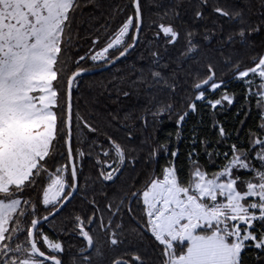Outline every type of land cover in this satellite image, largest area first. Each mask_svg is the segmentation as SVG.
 Listing matches in <instances>:
<instances>
[{"label":"snow or ice","instance_id":"obj_1","mask_svg":"<svg viewBox=\"0 0 264 264\" xmlns=\"http://www.w3.org/2000/svg\"><path fill=\"white\" fill-rule=\"evenodd\" d=\"M200 2L201 6L208 4V0ZM90 4L99 6L97 0H0V264H63V243L52 239L43 225L55 219L82 191L84 159H94L101 182H114L126 164L136 163L131 155L135 148L107 133L99 139L96 134L100 130L94 123L73 111V89L89 70L79 67L81 61L115 65L136 48L143 27L141 0H130L133 12L117 27L104 26L103 46L97 48L100 36L92 40L89 52L75 60L76 70L67 76L65 87L64 73L70 59L65 53L73 47V25ZM248 7L245 3L214 7L213 13L229 27L217 23L213 29L206 28L203 41H217L212 52L219 53L228 74L245 85L249 105L256 101L261 123L257 131L249 132L254 137L250 146L232 144L230 152L221 153L209 150L208 140H200L209 161L215 163L216 158L223 157L217 170L209 172L201 165L193 148L188 154L187 181H181L175 166L177 148L170 152L172 159L159 176L154 175L130 196L125 194L118 202L107 203L106 212L94 198L89 200L92 214H77L72 219L73 234L82 241L72 264H147L129 239H142L145 234L157 242L158 264H242L246 248L264 253V53L250 57L252 66L243 69V62L233 55L236 44L249 45L255 34L264 32V0H259L260 17L256 21L246 15ZM178 17V11L168 8L156 24L154 38L164 39L165 52L178 43L181 33L175 24L163 21ZM195 18L203 19V12L196 11ZM184 35L186 43L177 58V68L195 59L202 47L196 32ZM151 56L150 66L138 69L133 81V87L143 91V111L134 118L125 113L124 128L134 126L126 123L129 119H138L147 127L149 116L158 121L175 107L161 94L176 93L178 76L175 71L171 76L165 74L169 65L161 63L163 57L158 51ZM205 56L203 78L197 73L184 98V110L176 112L178 139L188 115L198 111L197 102L215 111L218 106L223 108L225 101L228 105L234 101L227 91L219 98H210L209 94L224 87L225 81L217 77L215 56ZM123 95L130 93L124 91ZM213 127H218L217 143L228 137L222 125L214 123ZM127 138L134 140L131 131ZM192 143H197L195 135ZM160 150L167 154L169 145L153 148L149 158H155ZM57 157L63 163L51 170L49 160ZM36 188L40 191L35 199L24 195ZM126 201L130 216L136 218L133 201L141 212L137 227L130 231L123 223ZM41 208L46 212L43 216L39 214Z\"/></svg>","mask_w":264,"mask_h":264},{"label":"trees","instance_id":"obj_2","mask_svg":"<svg viewBox=\"0 0 264 264\" xmlns=\"http://www.w3.org/2000/svg\"><path fill=\"white\" fill-rule=\"evenodd\" d=\"M97 3L98 7L90 4L84 8V16L78 17L73 25V47L65 53V57L70 58L64 73L65 87L67 76L76 70L75 60L89 52V49L92 48V40L100 36L101 44L97 45V48L103 46L106 39L104 26L108 25L114 29L127 15L133 12L130 0H97ZM240 3L249 5L245 11L250 19L253 21L259 19V0H208V4L205 6H201L200 0H141L143 27L136 48L107 71L78 78L77 86L73 89V111H79L80 115L94 123L100 130V133L96 134L99 139L103 140L102 134L107 133L121 144L135 148L136 150L131 155L135 158L136 163L134 166L131 163L126 164L114 182H101L98 179L99 174L94 159L87 157L84 159L80 175L82 191L74 196L55 219L43 225V230L52 239L63 243L65 248L62 255L63 264H72V256L76 248L82 243L81 238L73 234L72 219L77 214L85 217L92 214L93 209L88 203L89 200L94 198L99 207L106 212L105 205L107 203L110 201L118 202L119 198L125 194L130 196L132 191L142 189L146 181L154 175L159 176L162 168L172 159L170 152L177 148L179 153L175 158V166L181 181H187L189 173L188 154L193 148L199 153L198 161L201 165L209 172L217 170L218 165L223 163V157L216 158L215 163L209 161L203 151V145L199 143L200 140H208V149H216L221 153L230 152L232 144L241 148L250 146L249 140L254 137H250L249 132L250 130L257 131L258 125L261 123L256 101L253 99L249 105L245 99L247 91L245 85L229 75V70L224 66L219 53L212 52V49L218 46L217 41L213 40L211 44H206L203 41V33L206 28L213 29L217 23H225L223 19L213 13V8L217 5L226 6ZM168 8H174L178 11L179 17L165 18L163 22L175 24L181 36L178 43L174 47L169 46L168 51L165 52L164 39L156 40L154 37L157 30L156 24L160 23V15ZM198 10L203 12V19L197 20L195 18V12ZM228 27L229 25L225 23V28ZM187 31L197 33L196 40L202 47L195 59H188L182 67L177 68L176 61L185 47L184 34ZM234 47L236 52L233 55L243 62L242 69L252 66L250 57L264 53V32L255 34L249 45L236 44ZM153 51H158L163 57L162 64L167 63L169 65L167 69H164L165 74L171 76L175 71L176 76H178L176 93L174 95L161 94V98L165 102L172 103L175 107L171 114L164 113L158 121L149 116L147 127H144L142 121L138 119H129L126 123L134 126L124 128L122 124L125 122L123 119L125 113L131 114L134 118L141 115L143 111L145 97L142 90L138 91L136 87H133V81L138 74V69H146L150 66ZM226 51L228 50L226 49ZM205 53H211L215 56L213 63L216 64L217 77H223L225 81L224 87L214 94H209L210 98H219L222 92L227 91L234 96V101L232 105L224 102L223 108H217L215 111L197 102L198 111L188 115L182 128L179 129L181 134L178 139L176 135L178 131L176 112L184 110V98L189 94L197 73L203 78L206 72ZM116 54L118 53H113V55ZM101 66L104 65L93 64L90 59L81 61L79 65V67L89 70ZM124 91L129 92L130 95L125 97ZM114 116L119 119L114 120ZM214 123L222 125L228 133V137L220 143H217L220 138L218 127H213ZM129 131L134 136V140L131 142L127 138ZM194 135L197 138L196 144L192 143ZM165 143L169 145V152L166 154L160 150L155 158L150 159L152 149ZM85 150L87 151L86 147ZM58 163H63V161L57 157L49 160L48 166L54 170ZM240 175L245 174L240 173ZM39 191V188L28 190L24 195L35 199ZM132 207L136 218L128 214L126 201L123 210V223L126 231L137 227V219L141 215L134 201ZM39 214L43 216L46 212L41 208ZM117 219L119 220V217ZM129 239L145 256L147 264H158L157 242L150 234H145L142 239L131 236ZM258 255L260 259L257 258ZM242 264H264V253H260L259 250L251 247L246 248L242 252Z\"/></svg>","mask_w":264,"mask_h":264},{"label":"water","instance_id":"obj_3","mask_svg":"<svg viewBox=\"0 0 264 264\" xmlns=\"http://www.w3.org/2000/svg\"><path fill=\"white\" fill-rule=\"evenodd\" d=\"M125 58V57H124ZM124 58H121L119 61L116 62V64H118L121 60H123ZM115 64V65H116ZM115 65H109V66H101L99 68H95V69H91V70H88L86 71L81 77H84V76H90V75H94V74H97V73H102V72H105L107 71L108 69L112 68L113 66ZM80 77V78H81Z\"/></svg>","mask_w":264,"mask_h":264},{"label":"rangeland","instance_id":"obj_4","mask_svg":"<svg viewBox=\"0 0 264 264\" xmlns=\"http://www.w3.org/2000/svg\"><path fill=\"white\" fill-rule=\"evenodd\" d=\"M97 64H102V63H97ZM226 102V101H225ZM218 108H220L219 106H218Z\"/></svg>","mask_w":264,"mask_h":264}]
</instances>
